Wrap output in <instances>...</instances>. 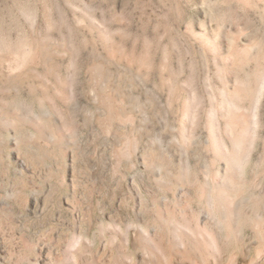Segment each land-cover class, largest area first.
<instances>
[{
	"label": "rangeland",
	"instance_id": "1",
	"mask_svg": "<svg viewBox=\"0 0 264 264\" xmlns=\"http://www.w3.org/2000/svg\"><path fill=\"white\" fill-rule=\"evenodd\" d=\"M198 31L221 40L223 51L204 53L195 36ZM261 33H264V0H0V263L19 264L16 256L25 252L35 261L45 246L67 244L78 232L85 240L99 243L97 246L106 241H122L125 229L133 233L137 224H154L153 228L163 237L162 228L173 229L175 225L169 224V218L175 223L187 221L192 226L206 221L221 228L228 255L251 242L255 246L256 237L249 225L253 222L254 206L251 209L249 202L253 192L264 198V96L260 106L261 127L254 143L250 142L251 135L240 129L241 125L235 124L232 131L235 139L239 137L246 143L242 142L241 147L245 146L243 153L248 158L246 186L239 207L245 204L242 209L248 210L246 215L252 222L246 216L249 222L246 220L244 242L234 234L227 236L222 229L224 224L215 220L218 210H223L225 198L217 192L199 195L204 181L194 167L195 160L190 158L191 172L187 176L190 179L198 172L199 188L195 186V190L186 184L185 175L178 172L176 165L181 157L174 146L177 142H171V138L172 134L179 138L181 120L188 121L178 103L167 110L168 89L164 86L188 82L193 68L192 82L200 84L209 75L211 82L219 85L217 98H222L225 91L224 97L227 94L238 103L239 97L232 89L235 78L252 84V68L246 62L245 66L233 65L234 56L225 49L233 39L251 43ZM25 39L33 45L38 57L32 58L34 54L27 53ZM9 55L17 56L18 69L7 71ZM228 57L232 61H226ZM216 60L220 62L219 68L214 64ZM93 64L100 69L94 68L90 77L87 68ZM221 75L230 82L228 90L219 88ZM143 86L149 90L148 96L161 100V118L155 115L157 105L156 110H142L130 102L128 95L144 101ZM252 86H256L255 82ZM244 104L250 114L251 101L245 100ZM28 113L36 114L41 122L37 120V125L35 122L30 125ZM160 120L170 123L168 130L161 126ZM223 120L218 113L215 118L220 126L218 134L226 140L222 133L226 120ZM189 131L186 149L200 153L211 168L215 184L222 188L225 161L215 156L211 148H204L200 141L210 139L212 132L203 128L200 140L198 134L192 140ZM225 143L236 151L229 140ZM161 144L167 155L164 158L159 155L160 150H157L160 157L149 151ZM187 152L188 156L192 153ZM143 157H147L145 162ZM158 161L166 162V167L160 168ZM262 206L259 209L263 225ZM139 210L148 213L145 222L138 220L135 213ZM27 241L36 248H24ZM8 246L15 251L12 257Z\"/></svg>",
	"mask_w": 264,
	"mask_h": 264
},
{
	"label": "bare ground",
	"instance_id": "2",
	"mask_svg": "<svg viewBox=\"0 0 264 264\" xmlns=\"http://www.w3.org/2000/svg\"><path fill=\"white\" fill-rule=\"evenodd\" d=\"M85 23H86V21H85ZM66 30H68V29H66ZM67 33H70V32H67ZM84 33H85V31H84ZM198 33H199V31H198ZM198 33L195 34V36L197 37L198 41L200 42L201 50L204 53H206L205 52L206 50L214 51V53H216V52L221 53V51H223L222 41L218 40L217 37H215V38L219 42L214 37H212L211 35L208 36L209 35L208 33L207 34L206 33L204 34V32L199 33V34ZM261 35L262 36L259 39L254 38L255 40L251 41V43H241L239 40L233 39L232 42L230 43V45L227 46L226 49L224 48L228 52V54H230V56L231 55L234 56L233 58L235 59V61H233V65H235V64L237 65V64L242 63L245 66L244 62H246V63H249L251 65V68H252V74H253V79H254L252 84H254V82H255V84H256L255 87L252 86V84L250 82L249 83L247 81H240L239 82L234 77L235 83H234L232 89H233V94L239 97L238 98L239 100H237L238 103H234L233 100H231V98L227 96V94H226V97H224L225 91L222 95V98L220 96L221 99L219 97H218L219 98L218 99L217 96L220 95L219 89H218L219 85L217 86L216 84H213V82H211V77L209 75L205 79V81L201 82L200 84H198L199 82L198 83L192 82V80H194V78H195L193 68H191V70H190V72H192L191 77L189 76L190 80L188 82H184L185 84L183 83L182 85L181 84L178 85L179 84V81H178L179 79H178L177 85H173V84L167 85L168 84L167 83L164 86L168 89V97H167L168 98V100H167V102H168L167 108L168 109L167 110L173 108L174 107L173 104L178 103V105L181 106L180 112L183 115V118H185L188 121V123H187L184 119L181 118L182 120H181L180 126L178 127L179 128V131H178L179 132L178 133L179 138L177 136H176L177 137L176 138L174 134H172L173 136L171 138V142H173V141L177 142V145H174V146L175 147L177 146L178 149H176V150L179 152V155L181 157V158H179L180 159L179 161L177 160L178 165H176L174 163L176 166H178L177 167L178 172L180 174L183 173L185 175L183 178V180H185V183L188 185L190 184L193 187H195L196 183H198V180H199L198 172H200V174L203 175L202 180L204 182L202 184L200 183L201 181L199 182L201 184V188H199V186H196L200 189L199 195L205 196L208 193L212 195V193L217 192V193H220L225 198V202H224V205L222 207L223 210H218L219 216L217 218H215V220L217 221V223L224 224L222 226V229H224L226 231L227 236L234 234L237 237V239H239L240 241H244V242H245L244 232H245L246 220H247V218L249 220H251V219L249 216H247L248 210L242 209L245 204L242 205V207H239V203H241L240 200L242 197L241 193L244 190L243 187L246 186V185H244V183L246 180L245 179V169H246V165L248 164V158L245 156L246 154L243 153V150L245 152V149H243L245 146L241 147L243 141H241V139L239 140V137L238 138L236 137L237 139H235L233 137L232 131L234 128L233 126L235 124L241 125L240 129L243 131H246V133L248 132L251 135L250 137H252V139H251V141L250 140L249 141L252 144L254 143V140L256 139V137L259 136L258 129L261 127L260 106H261V99L264 96V33L263 34L261 33ZM47 36H48V34H47ZM2 41H3V39H2ZM47 41H48V39H47ZM56 41H54V42L55 43L59 42V41H57V42ZM225 41H227V40H225ZM28 42L29 41H27V43H26L27 53H31V54L33 53L34 55L32 54L33 55L32 58H34L35 56H37V54L32 49V48H34V47H32L33 45H31ZM37 43H38V41H37ZM43 43H45V42H43ZM58 44H60V43H58ZM44 45L45 44H43V46ZM24 46H25V44H24ZM11 49L14 50L13 48H11ZM16 51H18L17 48H16ZM35 51H36V49H35ZM37 51H39V50L37 49ZM15 52H13V53H15ZM8 53H9V50H8ZM224 53H225V51H224ZM67 54H69V53H67ZM19 55H22V54L20 53ZM227 56H229V55H227ZM27 57H29V56H27ZM206 57H207V54H206ZM222 57H221V59H223ZM21 58H19V59H21ZM214 58H215V56H214ZM88 59H91V58H88ZM228 59H229V57H228ZM228 59L227 60L225 59V60L226 61H232L231 58L229 60ZM25 60H28V59L26 58V59H24V61ZM204 60H206V59H204ZM217 60L214 61V64L217 66V68H219L218 64L220 62H217ZM16 61H18L17 56L13 57V56L9 55L7 57V59H6V66H7L6 68L8 69L7 71L18 69L20 63H19V65H16V63H17ZM3 64H5V63H3ZM231 64H232V62H231ZM76 65H77V62H76ZM78 65H79V63H78ZM96 67H98L100 69L99 66L94 65V64L89 66L87 68L89 74H91L93 69ZM238 67H240V65ZM78 68H79V66H78ZM206 68H208V67H206ZM251 68H249V69H251ZM239 69H241V68H239ZM231 70H230V73L232 72ZM241 70H243V69H241ZM243 71H245V70H243ZM249 71H248V73H249ZM74 72H76V71L74 70ZM233 72H234V70H233ZM9 73H11V72H9ZM185 73H187V72H185ZM221 73H223V72H221ZM248 73H246V74H248ZM49 74L51 75V73H49ZM172 74H174V73L172 72L171 75ZM203 74L204 73H202V75ZM92 76H93V74H91L90 77H92ZM233 76L234 75H232V77ZM236 76L238 77V75H236ZM169 77H171V76H169ZM173 77H176V75ZM223 77L224 76L221 75L220 84L222 85V87L220 85L219 88H222L223 90H228V87L230 86L229 85L230 82L226 78H223ZM115 79H117V77ZM201 80H203V79H201ZM190 81L192 83H190ZM141 82H142V80H141ZM167 82L170 83L169 80ZM162 83H165V82H162ZM67 84L68 83H66V85ZM59 86H63V85L61 84ZM57 88H59V87H57ZM41 90H42V87H41ZM142 90L144 91V94L146 95V98H144V101H141V99L138 96L128 95L130 102L133 101L134 102L133 105L135 104L137 109L139 107L142 110H145V109L149 110L150 108H153L156 110V107H155L156 105L158 108L160 106L162 107L161 100H159L158 98H155L156 96L154 97V99H153V96L152 97H150L151 95L148 96L149 90L146 89L144 86L142 87ZM160 93H161V91H160ZM185 94H186V96H183ZM122 95L123 94H121L120 96H122ZM68 97H69V95H68ZM55 98L57 99V97H55ZM1 100H2V98H1ZM245 100L251 101L253 110H252L251 106H249L252 110V112L250 114L246 111V109H247V108H245L246 103L244 104ZM69 107H71V106L69 105ZM220 109H221V111H219ZM29 112H32V111H29ZM32 113L30 115L28 113V117L30 119L27 122L30 123V125L33 124L32 122H35L34 124H36V123H38L37 120H40V119H37L36 114H34V116L36 115L34 117ZM218 113H220V116L223 117L224 120H226V121L223 120L225 122L224 123L225 126L223 127V132H222L224 134V136L227 138L226 140H224V138L220 137V135L218 134L220 126L217 122H215V118H216ZM155 115H157L158 118H161L160 117L161 116L160 108L157 109V114H155ZM42 116H43V114H42ZM127 118H129V117H127ZM144 120H145V118H144ZM40 122H41V120H40ZM144 122H146V121H144ZM159 123L161 124V126L164 129L168 130L170 123H168L167 121H166V123H164L162 120H160ZM28 125L29 124H27V126ZM68 125L72 127V122L71 123L69 122ZM189 125H191V128ZM147 126L148 125L145 124L144 129L148 128ZM238 127H240V126H238ZM105 128H107V126ZM203 128H207L209 131L212 132V134L210 135V139L209 138H203L201 140L199 139L203 135L202 134ZM176 129H177V127H176ZM188 129L190 130L189 131L190 132L189 133L190 139H192V137H195L196 134H198V139L202 142L201 145L206 149L211 148L213 150L215 156H217L218 158H221L222 160L225 161V165H224V169H223V171H224L223 176L224 177H223L222 188H218L219 186H217L215 184L216 182L213 179V176H211L212 173H210L211 168L208 166V164H206V161L203 162V159H201V155H200V153H198V151L188 148V150L190 152H192V153H190L191 155L188 156V152H187L188 150L186 149V145H185L186 133H187ZM171 130H172V132L177 131L174 128H172ZM37 131H39V130H37ZM103 131H104V128H103ZM240 133H242V132H240ZM157 139L159 142L158 137H157ZM228 140L231 144L233 143L232 145H235L234 147L236 148L235 149L236 151H234V148L233 149L227 148V144L225 142L226 141L228 142ZM189 141H187V142H189ZM249 141H247L248 144H249ZM42 142H44V140ZM46 142H47V140H46ZM171 142H170V144H171ZM187 142H186V144H188ZM243 143H245V142H243ZM150 145H151V143H150ZM162 147H163V144H161V145H159V147L157 146V147H155V149L153 148L149 151L150 152L153 151V153L156 152L158 155L159 152H157V150H160L162 152V154H159V155H162V158H164L167 155H165L164 151L161 150ZM230 148H232V147L230 146ZM247 148H249V147H247ZM149 151L147 149V152H149ZM144 153H143V155L145 156ZM156 153H155V155H156ZM159 155H158V157H160ZM145 158L147 159V157H143L144 162H145ZM190 158L195 160L196 164L194 163V167L199 171L197 172L198 175L195 172L194 177H190V179H189L187 174L189 173L190 166H191L190 160H192V159H190ZM156 159H158V158H156ZM162 161H164V159H162ZM166 162H168V161L166 160ZM172 162H173V160H172ZM165 163H163V162L160 163V161H158L159 167L162 169L166 167ZM150 169H151V167H150ZM170 169H172V168L170 167ZM196 169H194V170H196ZM260 169H261V167H260ZM168 170H169V168H168ZM219 170L222 171L221 168H219ZM159 171H161V169ZM156 173H157V171H156ZM261 173H262V170H261ZM254 183H255V181H254ZM216 186H217V189L215 188ZM196 187H195V190H196ZM256 187H257V185H256ZM195 190H193V191L195 192ZM234 190H235V192L232 193V191H234ZM258 192H260V191H258ZM240 195H241V197H240ZM262 198H263V196L259 197V195H256L255 192H253V197H252L251 201L249 202L250 207L252 205L254 206V209H252V207H251V209H252L251 215L253 217V222L251 220L250 222H252V223H250V224L248 223V224L252 228V230H253L252 232H254L253 234L256 237V241L254 240L256 243L255 246H254V244H251L252 243L251 242V243L247 244L246 248H243L241 251L231 253L230 255L226 254L227 248L225 246V240L222 239L223 234L221 232L222 231L221 228L219 229L215 225H208L206 223V221L204 222L203 225L198 224V225L192 226L190 223H186L187 221L175 223L172 220V218H171L172 221L169 218V224H171V225L175 224V225H173V229L172 228L167 229L165 227L162 228V230L164 232L163 237H161L157 233V230L153 228L154 224H149L148 226L137 224V228H136V230L134 228L135 231L133 233L129 232L130 231L129 228L125 229L126 232L124 234L122 233L123 234V240L122 241H115V240H112L109 242L106 241V242L102 243V245L97 246L99 243L98 244L96 243L97 244L96 245L95 242H92L93 240L91 242H90V240L88 241V239L85 240L86 238L84 239L83 236L81 234H79V232H78V233H76L78 236H76L75 238H72L71 242H69V243L67 242V244L60 243L58 245L57 244L51 245L52 244L51 243L50 245L45 246V248L43 247L44 249L40 248V249H43V252H42L41 256H39L40 257L39 259L37 257L38 260L36 259L34 261V260L29 259L27 257V255H29V254H27L25 252L27 255L25 253L24 254L20 253L16 256V262L19 264H264V226H263L264 224L262 225L263 221L261 222L262 218L260 216V209H261L260 207H262V209H263L262 205L264 204L263 203L264 198L263 199ZM177 202H179V201H177ZM135 214L137 215L138 220L143 222L144 220H146L145 218L147 217L148 213L145 210H139ZM253 214H254V216H253ZM246 216H247V218H246ZM247 222H249V221L247 220ZM131 228H132V226H131ZM179 229H181L180 232H179ZM182 230L187 232L188 236L186 234H183ZM203 230L205 233H203ZM75 232H77V231H75ZM195 238H198V241H196ZM34 245L28 243V241H27V243H25L23 245V247L30 250L36 246V245L35 246ZM43 245H40V246H43ZM9 249L11 250V252H9V255L11 257L14 256V252H15L14 249L13 248L11 249V246L9 247ZM56 252H61V253L59 255H56ZM0 264H4V263H0Z\"/></svg>",
	"mask_w": 264,
	"mask_h": 264
}]
</instances>
